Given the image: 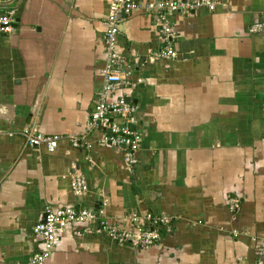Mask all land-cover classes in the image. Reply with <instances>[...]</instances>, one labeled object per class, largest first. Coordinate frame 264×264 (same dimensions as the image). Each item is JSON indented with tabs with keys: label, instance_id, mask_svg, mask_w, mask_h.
Wrapping results in <instances>:
<instances>
[{
	"label": "crops",
	"instance_id": "obj_1",
	"mask_svg": "<svg viewBox=\"0 0 264 264\" xmlns=\"http://www.w3.org/2000/svg\"><path fill=\"white\" fill-rule=\"evenodd\" d=\"M112 0H0L14 10L0 34V264H28L39 250L32 226L45 205L101 211L128 228L134 216L171 218L151 247L115 245L102 232L66 228L41 264H257L264 246V0H212L168 18L174 58L153 16L117 25L116 51L131 81L114 97L133 101L137 162L86 133L104 63ZM146 1V0H142ZM139 80V83H136ZM33 129L75 136L53 152L5 133ZM80 175L87 191L69 192ZM232 200L235 210H229ZM264 264V262H263Z\"/></svg>",
	"mask_w": 264,
	"mask_h": 264
},
{
	"label": "built area",
	"instance_id": "obj_2",
	"mask_svg": "<svg viewBox=\"0 0 264 264\" xmlns=\"http://www.w3.org/2000/svg\"><path fill=\"white\" fill-rule=\"evenodd\" d=\"M215 3L212 0H112L108 6V13L104 25V63L100 70L102 85L93 100L85 125L86 133L99 134L98 145L107 149L120 150L123 162L127 168L137 162V152L140 142V133L136 118L135 106L125 102L123 96L114 97V93L121 88L129 87L131 81L121 67L122 57L116 51L117 25L119 22L134 14L145 17L153 16L163 36L165 47L155 54L157 58H174L175 54L169 47L172 31L168 18L174 14L187 15L200 7L213 11ZM15 26L14 10L0 13V34L6 35L13 31ZM262 23L250 26L248 33L256 34L263 28ZM136 80V83H139ZM7 137L18 136L29 148H43L51 153L60 141L65 140L72 148L89 146L75 136L44 135L33 129H22L16 132L5 133ZM69 192L74 197H80L87 191L84 179L73 173L69 177ZM237 207V201L232 200L229 210ZM147 226L140 224L134 216L129 217V227L121 229L102 217L101 211L75 206L51 207L45 205L39 214L36 223L32 226L31 234L39 241V250L28 260V264H41L51 254L59 236L66 228H73L76 236L81 233L102 232L109 242L115 245H129L143 249L151 247L159 239V231H168L171 218L160 215H146ZM257 264L264 262V246L258 252Z\"/></svg>",
	"mask_w": 264,
	"mask_h": 264
},
{
	"label": "water",
	"instance_id": "obj_3",
	"mask_svg": "<svg viewBox=\"0 0 264 264\" xmlns=\"http://www.w3.org/2000/svg\"><path fill=\"white\" fill-rule=\"evenodd\" d=\"M124 101L127 102V103L130 102L131 104L133 103V101H131L128 97L124 98Z\"/></svg>",
	"mask_w": 264,
	"mask_h": 264
}]
</instances>
